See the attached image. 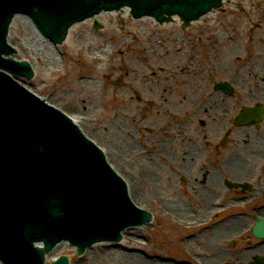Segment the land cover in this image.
Instances as JSON below:
<instances>
[{
	"label": "rangeland",
	"instance_id": "374dc122",
	"mask_svg": "<svg viewBox=\"0 0 264 264\" xmlns=\"http://www.w3.org/2000/svg\"><path fill=\"white\" fill-rule=\"evenodd\" d=\"M223 9L208 13L188 30H182L181 24L135 21L129 14L123 24L119 13L112 19L105 16L104 22L94 18L96 22L71 28L64 46L55 48L40 40L24 20L13 26L8 41L19 46V60H31L37 73L31 82L21 79L20 83L32 93L47 97L48 102L52 99V105L65 112L72 106V118L87 120L83 130L98 144L97 139L107 135L104 126L116 125L120 115L119 121L132 135L137 150L156 157L149 159L147 155L148 160L139 161L156 174V186L162 189L159 194L155 190L145 192L148 201L144 209L154 213L152 223L126 230L118 244L102 245L135 253L153 264H206L211 259L215 264H236L241 259L244 264H253L255 256L250 257L246 248L251 243L262 245L263 241L251 240L249 230L245 234L240 231L239 236L226 242L224 238L214 240L211 233V237L202 238V243L190 244L197 229L203 232L204 226L189 229L165 209L168 202L195 215L202 206L200 195H211L219 199L203 220L215 211L219 214L213 219L216 224L233 217L254 219L264 206V192L255 181L233 182L219 176L230 153L234 155L231 146L250 139L253 143L247 146L243 162L264 186V118L258 127L233 123L242 105L264 107V98L258 95L263 103L251 101L253 91L264 90V0H225ZM176 21L180 23L177 18ZM127 72L135 73L133 79ZM250 73L262 78L261 83L248 82L250 88L244 93H251L241 98L246 104H238L236 95L240 93L230 84L232 74L243 77ZM144 74L152 78L148 87L141 79ZM228 75H232L230 79ZM119 77L122 83L115 87ZM219 82L227 84L231 93L216 92L214 85ZM158 91L163 94L158 95ZM164 98L165 103L157 104ZM217 103L223 110L219 114L213 110ZM202 108L207 109L199 115ZM224 136L227 141L222 147ZM163 145V155L158 156L155 150ZM181 165L184 170L179 169ZM131 176L136 183L135 172ZM223 207V213H219ZM101 244H95L82 257L65 246L59 249L58 256L69 255L70 264H116L109 258L110 253L96 247ZM258 257V264H263V258Z\"/></svg>",
	"mask_w": 264,
	"mask_h": 264
},
{
	"label": "water",
	"instance_id": "95a60500",
	"mask_svg": "<svg viewBox=\"0 0 264 264\" xmlns=\"http://www.w3.org/2000/svg\"><path fill=\"white\" fill-rule=\"evenodd\" d=\"M222 1L0 0V258L6 264H44V253L61 240H69L81 253L92 243L118 240L119 231L126 226L143 224L133 227L143 228L154 218L152 211L135 205L130 198V178L120 176L127 181L126 194L124 183L104 163L100 151L81 135L87 137L81 125L80 133L63 113L12 80L10 75L28 79L33 72V79L37 75L31 60L24 61L31 64L33 72L26 62L16 61L19 46L8 41L14 50L7 44L9 27L11 34L13 26L20 24L21 16L17 15L27 16L56 45L63 42L72 25L84 24L96 15L110 13L112 19L111 13L119 10L123 24V7L130 8L135 19L150 16L159 23L171 17L173 24L175 16H179L185 27L213 9L224 11ZM190 25L181 29L188 30ZM119 84L120 80L114 86ZM216 88L230 92L225 84L219 83ZM262 113L261 107L243 108L235 124H257ZM96 146L101 148L97 143ZM102 152L110 162L105 150ZM258 231L264 234V226ZM123 233L126 230L120 241L112 244L121 242ZM38 241L44 248L34 245ZM52 264H68L67 258Z\"/></svg>",
	"mask_w": 264,
	"mask_h": 264
},
{
	"label": "bare ground",
	"instance_id": "6f19581e",
	"mask_svg": "<svg viewBox=\"0 0 264 264\" xmlns=\"http://www.w3.org/2000/svg\"><path fill=\"white\" fill-rule=\"evenodd\" d=\"M121 11H125V15L128 14V10L127 8H122ZM119 13V10L118 12ZM117 13H111V15H116ZM107 16L109 18L110 13H103L102 15H96L95 18H99L102 22H104V17ZM125 16H123L124 18ZM177 16H175L174 18V24H179L178 21H176ZM20 20H24L26 22V24L28 23L31 30L35 33V35H37L39 37L40 40H44L42 39V37H40L35 29L31 26V24L29 23L28 20L23 19L21 17H19ZM147 19H151L150 17H147L146 19H140V20H147ZM178 19V18H177ZM97 21V20H94ZM90 23L93 22V20L89 21ZM172 23V22H171ZM16 27V26H15ZM74 27V26H73ZM72 27V28H73ZM36 36V37H37ZM45 43L47 46H49V43L45 40ZM51 46V45H50ZM52 48V46H51ZM128 66V65H127ZM125 72H126V67H125ZM131 74V79H133V76L135 73L132 72H127ZM251 74V73H250ZM233 75V76H232ZM228 75L227 79H230L229 77L232 76L231 79V86L235 89L236 93H240L239 95L237 94V100H238V104H240L241 102L243 104H246V102L242 101L241 98H248L249 97V92H247V94H245L244 92L249 90V88H247L248 86V82H255L256 85H259L261 82V79L259 76H257L256 78L254 77V73H252L251 75H246V76H241V74L239 75ZM16 79L21 80V77H17ZM142 82H145V87H148L151 85L152 82V78H150L147 74H144L142 77ZM260 79V80H259ZM256 85L253 86L256 87ZM241 86V87H239ZM142 86H136V88H141ZM241 90V92H239L238 90ZM243 91V92H242ZM158 95H162L163 92L158 91L157 92ZM264 98V90H259V92L257 91H253L252 95H251V101H262L259 97ZM52 101V103H54V101L51 99L50 102ZM166 102V99L164 98L161 102H158L157 104L162 105L163 103ZM263 103V102H260ZM219 104V103H217ZM244 106V105H242ZM207 109V108H206ZM205 108H202L199 110V115H203L205 113ZM67 112L72 114V110H74V108L71 106L69 109H66ZM214 112L219 114L221 112H223L222 110V105L219 104L218 106H215L213 108ZM216 114V115H217ZM196 116H198V114H196ZM211 117V116H210ZM120 115H117V120H116V125L112 124V125H106L104 127L105 128V133H107L106 137L101 138L99 137L97 139V141H99L100 143L97 145H100L102 150H105V153L109 159V161L111 162L114 170H117L118 175L119 176H124L125 178H130L131 183H132V187L130 190V198H133L134 203L136 206H140V208L144 209L147 201H148V197L145 194L146 191H150V190H155L156 193L155 194H159L161 193L158 190L162 189L159 187L157 188L156 186V174L150 169V168H145L146 165H141L140 162L142 160V162H144L145 160L149 159H154L156 158L155 155H151L150 154H145L143 153L140 149L137 150L136 146L133 144V138L132 135L130 133H128L127 129L125 128L124 124L122 121H119ZM219 119V118H218ZM74 122H77L78 125L83 126L84 123L87 121L82 117H78L76 119H74ZM213 120V118H212ZM115 120H112L111 122H114ZM110 126V127H108ZM141 126V125H140ZM83 129V127H82ZM84 132V130H83ZM84 134L87 136V133L84 132ZM243 135H245L243 133ZM88 137V136H87ZM247 138V137H246ZM248 142L247 144H245L244 142ZM253 141H251L250 139H244V141L240 140L239 144H234L231 146L234 155H229L228 159L225 161L224 165H225V169L223 170H219V176H221L222 178H226V179H230L231 181H236V182H240V181H255L258 189L260 190V192H264V186H262L261 182H260V178L257 175H253V173L251 172V170L247 167L246 165V161L243 162V159L245 158V156H247V146L252 145ZM165 145H163L160 148L156 149L155 152L158 156L163 155L162 152L165 149ZM147 155L149 156L148 158ZM141 159V160H140ZM117 161H120L121 163H124V167L122 165H119L117 163ZM140 161V162H139ZM132 165V167H129L128 164ZM243 164L242 166H240L239 164ZM249 164V163H248ZM127 165V166H126ZM180 170H184V166H180L179 168ZM131 172H135L136 176V183L134 182V180L132 179L131 176ZM211 180V177L209 178ZM195 186L197 187V184H195ZM219 198L217 197H213L210 195V197H203V195H200V203H202V206L199 210V212L195 215L193 214H189V212H186L185 210H183L179 205L175 207L172 206V204L168 205V202H166L167 207L165 208L171 215H173L174 217H176L178 223L187 226L189 229L194 228L195 226H198L201 224V222H203V217L204 215L208 212V210L210 209V207H212L213 205H215V201L218 200ZM260 213V216L262 218H264V207L258 210ZM248 221L247 217H239V218H235L233 217V219L231 218L230 220L225 221L222 224H219L218 226H216L213 230H207L204 232L205 236L209 235L212 233L213 238H215L214 240H222L224 238V240L228 239V238H234L235 236H239V231L240 228L243 227V225L246 224V222ZM133 233H135V235H139L137 231H133ZM207 237V236H206ZM199 241V237H196L194 239L191 240L190 244L195 243L196 245L201 243V241ZM110 245V244H108ZM108 245H102L101 246H96L98 247V249L103 250V251H107L108 254L112 260L115 259L114 261H116V264H153L147 260L142 259L140 256H137V254H133L130 252H124L121 251L119 249H112L110 248ZM65 247V244H61V246H57V248L53 252L49 253L47 255V263L46 264H50L51 261H53V259H55V257L58 255V251L59 249ZM254 247V246H253ZM72 250V249H71ZM90 250V249H89ZM247 254L252 257L254 255H259L260 257L263 258L264 260V244L261 246H257L254 248H251L250 250H248ZM243 260V259H242ZM242 260L239 262H237L236 264H244L242 262ZM214 262L212 261V259L210 260V264H213Z\"/></svg>",
	"mask_w": 264,
	"mask_h": 264
},
{
	"label": "flooded vegetation",
	"instance_id": "af4514ba",
	"mask_svg": "<svg viewBox=\"0 0 264 264\" xmlns=\"http://www.w3.org/2000/svg\"><path fill=\"white\" fill-rule=\"evenodd\" d=\"M215 90V89H214ZM216 92H219V91H217V90H215ZM226 141H227V138L224 136L223 137V139L221 140V146L223 147V146H225V144H226ZM225 207H223V208H220L219 210L221 211V210H223ZM214 213V214H213ZM213 213H210V215H208V217H207V219L206 220H203L204 219V217H203V222H201V224L204 226V231L202 232V231H199L200 229H197V233L194 235V237H193V239L194 238H196V237H199V241H201V243H202V241H203V239L202 238H208L209 236L211 237V234H209V235H206L205 236V234H204V232L205 231H207V230H213L216 226H218L219 224H222V223H214V221H213V219H215L216 218V212L215 211H213ZM218 217V216H217ZM174 218V217H173ZM248 218V221L246 222V224L245 225H243V226H246L248 223H250L247 227H246V229L245 230H243V227H241L240 228V231H244L243 233L245 234L246 232H247V230H249V233H250V235H249V238L251 239V240H254V238H253V236H252V231H251V228H252V225H253V223H254V221L256 220V218H262L261 216H258L257 214H255L254 215V219H252L251 217H247ZM175 219V218H174ZM262 219H264V218H262ZM177 220V219H176ZM209 221V222H208ZM227 221V220H226ZM225 222V221H224ZM223 222V223H224ZM207 223H210V224H215V225H211V226H209ZM180 224V223H179ZM200 224V225H201ZM185 226V225H184ZM212 228V229H211ZM195 231V230H194ZM240 231H239V233H240ZM241 232V233H242ZM206 233V232H205ZM211 238H213V237H211ZM215 239V238H214ZM228 239H231V240H233V239H235V238H228ZM228 239H226L225 240V242L228 240ZM198 241V242H199ZM261 241H263L262 243L264 244V240H261ZM262 243H260V244H262ZM187 244H188V240H187ZM200 244V243H199ZM262 244V245H263ZM202 246H203V244H202ZM257 246H261V245H256L255 247H257ZM251 248H254L253 246H252V243L250 244V245H248L247 246V248H246V252H248V250H250ZM218 250V247L217 248H215L214 249V251L216 252ZM219 253L222 255V251H221V248H219ZM237 254H238V252H236L235 254H234V257L236 258L237 257ZM232 255V254H231ZM255 257H257L256 255H254ZM259 256V255H258ZM242 260V259H241ZM249 261H250V259H249ZM207 262H209V263H206V264H210V260L209 261H207ZM214 262V261H213ZM234 263V262H233ZM233 263H231V264H233ZM200 264H204V263H200ZM213 264H215V263H213ZM253 264H254V257H253ZM264 264V263H263Z\"/></svg>",
	"mask_w": 264,
	"mask_h": 264
}]
</instances>
